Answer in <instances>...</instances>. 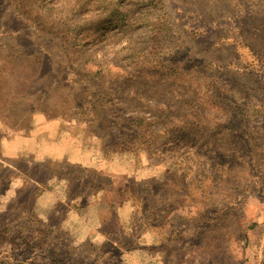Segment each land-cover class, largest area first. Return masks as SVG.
Here are the masks:
<instances>
[{
	"label": "rangeland",
	"instance_id": "rangeland-1",
	"mask_svg": "<svg viewBox=\"0 0 264 264\" xmlns=\"http://www.w3.org/2000/svg\"><path fill=\"white\" fill-rule=\"evenodd\" d=\"M0 264H264V0H0Z\"/></svg>",
	"mask_w": 264,
	"mask_h": 264
},
{
	"label": "crops",
	"instance_id": "crops-1",
	"mask_svg": "<svg viewBox=\"0 0 264 264\" xmlns=\"http://www.w3.org/2000/svg\"><path fill=\"white\" fill-rule=\"evenodd\" d=\"M45 131V133H51L48 129L47 130H44ZM52 134V133H51ZM30 141H32V142H30ZM29 142L30 143H33V139L31 140H29ZM51 148V147H50ZM54 148V147H53ZM44 149H45V151H43L41 154L39 153L38 154V156L39 157H51V158H62V156H58V155H56L55 154V152H53V151H50V152H48V148L45 146L44 147ZM39 151V150H38ZM30 153H37V151H32V150H29V151H27V152H22V153H20V154H17V156H25V155H29Z\"/></svg>",
	"mask_w": 264,
	"mask_h": 264
}]
</instances>
